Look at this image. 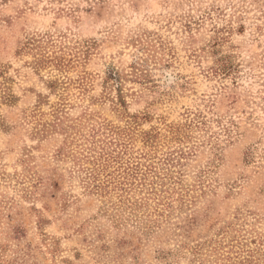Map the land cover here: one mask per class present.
<instances>
[{"label": "rangeland", "instance_id": "obj_1", "mask_svg": "<svg viewBox=\"0 0 264 264\" xmlns=\"http://www.w3.org/2000/svg\"><path fill=\"white\" fill-rule=\"evenodd\" d=\"M43 35L74 60L56 94L20 52ZM0 84V264H264V0H0Z\"/></svg>", "mask_w": 264, "mask_h": 264}, {"label": "trees", "instance_id": "obj_2", "mask_svg": "<svg viewBox=\"0 0 264 264\" xmlns=\"http://www.w3.org/2000/svg\"><path fill=\"white\" fill-rule=\"evenodd\" d=\"M67 48H68L67 44H65V46L63 45L60 47L55 46L51 36L45 37V35H43L30 39L23 46L22 50H20V52L24 50L32 53L34 59L33 65L37 72L41 70H45L47 68L48 69L53 68L57 72L59 76H55L54 78H50L49 80L45 81L47 84V88L54 94L58 93L57 91L60 89V87H63L65 91L67 87L65 85L68 84L67 83L68 80L72 81L67 76L62 77L60 79V77L63 76V74L67 72L68 69L71 68V66L74 64V60L67 58L68 55ZM80 58L81 57H79V59ZM132 68L136 69L134 65L132 66ZM138 70L142 72V70L140 69ZM135 73L136 72L134 71L133 74ZM141 74H143V72ZM135 75L137 76L138 74ZM78 82L79 85L84 88L83 79L79 80ZM109 82L113 83L114 85L116 84L117 91L119 92L121 91L122 81H121V75L118 71L111 70L109 72V75L105 79V83L108 85ZM0 90L2 91V95L0 97L2 101L7 103H12L13 101H15L16 97L10 92V89L7 86L3 88L1 87ZM61 97H64L63 93L61 94ZM45 98L47 97H45L44 95H40L39 104H41L43 100L45 101ZM119 100L122 101V96L120 93H119ZM62 104L65 105V107L66 105H68L65 99H62ZM57 111L58 114H55L54 122L50 124V127L54 128L55 131H59L63 133V135L65 136V140L59 150V154L61 156H65L67 158L73 159V163L77 171H80L85 174L84 185L86 189H90L92 192L95 193L99 192L102 196L103 194H105L103 196L105 198H107L108 196L112 197L110 192L107 193V189L109 188L110 185L114 184V182L110 181L103 183L100 179L102 173H104L106 169L105 160L104 163H101V157L105 156L104 152L102 151L99 152L100 158H98L97 160V158L94 159L91 156V153L95 154L98 151L97 150L98 148L91 147L89 148V150H87L88 152H86V150H82V146L80 145L76 146L77 145L76 134L74 135V132H71L70 129L72 128L68 129L64 126L63 123L57 121L60 119L59 118L60 113L64 112V108L62 109V107L60 106L58 107ZM48 131H50V129ZM107 157L109 156L107 155ZM118 181L115 182V184L118 183ZM121 186H123V183L119 182V185H115L114 188H121ZM138 202L139 201L133 202L130 198H125L121 202L119 200L118 203L115 205L118 206V208H122L125 210L129 209L133 212V210H136V206H138L139 204L141 206L142 203L141 202L138 203ZM136 218H138V216H136ZM213 252H215V250ZM203 253H204V249L201 246L192 248L191 250V254L194 256L193 260L195 262L200 261V259L203 256ZM198 264H204V263L201 262Z\"/></svg>", "mask_w": 264, "mask_h": 264}]
</instances>
